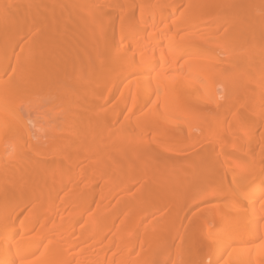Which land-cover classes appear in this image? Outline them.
<instances>
[{
  "label": "bare ground",
  "instance_id": "1",
  "mask_svg": "<svg viewBox=\"0 0 264 264\" xmlns=\"http://www.w3.org/2000/svg\"><path fill=\"white\" fill-rule=\"evenodd\" d=\"M0 155V264H264V0H0Z\"/></svg>",
  "mask_w": 264,
  "mask_h": 264
},
{
  "label": "rangeland",
  "instance_id": "2",
  "mask_svg": "<svg viewBox=\"0 0 264 264\" xmlns=\"http://www.w3.org/2000/svg\"><path fill=\"white\" fill-rule=\"evenodd\" d=\"M209 26V24H208ZM23 43V42H22ZM220 56H224L222 53H220ZM232 77L231 76H227V77H223V78H215V95L218 97V99L220 100H223L226 96H227V92H228V87H226L228 84L232 83ZM108 94V92H107ZM206 97H209V96H206ZM204 98L203 97H200V100H203ZM116 101V100H115ZM115 101L111 102L110 105H105L104 108H108L109 106L112 107V116L116 115V112H117V106L115 104ZM203 102V101H201ZM225 104V103H223ZM208 107H212V105H209V104H206ZM209 107V108H210ZM213 108V107H212ZM32 113V112H31ZM26 114V118L28 119V125H29V130L31 132V137H32V141L35 142V146L36 145H40V147H43V148H48L51 150L52 146L54 145L55 141L52 140V139H49V138H46V137H41V136H38L39 135V126L36 125V123L33 121L36 114L32 113V114ZM222 116L220 114H218L216 116V119H208L206 121V124L205 125H201L200 126V129L197 130L195 132V134L200 137V140H198L193 147L189 148V149H186L184 152L185 154L184 155H181V157H188V158H191L193 157L194 155H196L194 158L196 157H200L202 158L201 156H206V153L210 152L211 149L215 148L214 150L217 151L221 148V141L217 138H215L214 136L210 135V130L212 129L213 127V122L216 121L217 119H220ZM33 119V120H32ZM107 120H110V119H107ZM105 122H102V126ZM229 125L226 124L224 125V127L222 128L221 130V135L223 137H228L230 138L229 136V133H228V127ZM174 128V127H172ZM184 131V130H183ZM258 133H260L262 131V129L259 127L257 129ZM225 149V152H229L228 154H237L238 153V150L236 149ZM9 153V152H8ZM174 155V154H173ZM173 155H171L172 157H174ZM1 156V155H0ZM48 159L47 161L49 163H53L54 165L55 164H59V166H65V162H64V159H62L59 155H57V153L55 152H50L48 154ZM192 158L188 163L189 165H191V163H193V159ZM14 163V162H13ZM17 163L14 164L13 167H10L9 171L11 173H17L16 171L18 170L17 169ZM229 176V175H228ZM207 181L209 180H206V183ZM204 184L205 181H200L199 180H194L192 182V184L190 185V191L191 192H194L195 191V188L197 185H200V184ZM210 203H214L213 201L209 202V201H202L200 200L199 203L197 204H194L192 205L191 203L186 205V206H183L182 209H180V212H181V215H182V218L184 219L185 223L189 222V221H192L193 220V215L198 212V211H202L204 209L205 206H208ZM187 210V211H186ZM186 213H185V212ZM184 223V225H185Z\"/></svg>",
  "mask_w": 264,
  "mask_h": 264
}]
</instances>
